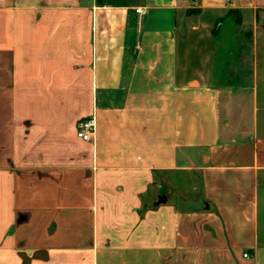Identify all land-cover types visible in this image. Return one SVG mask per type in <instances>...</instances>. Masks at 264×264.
I'll list each match as a JSON object with an SVG mask.
<instances>
[{"label":"crops","instance_id":"1","mask_svg":"<svg viewBox=\"0 0 264 264\" xmlns=\"http://www.w3.org/2000/svg\"><path fill=\"white\" fill-rule=\"evenodd\" d=\"M0 264H264V0H0Z\"/></svg>","mask_w":264,"mask_h":264},{"label":"rangeland","instance_id":"2","mask_svg":"<svg viewBox=\"0 0 264 264\" xmlns=\"http://www.w3.org/2000/svg\"><path fill=\"white\" fill-rule=\"evenodd\" d=\"M216 36L214 30L210 33L202 31L196 37L189 35L187 40L183 37L179 45L178 70L183 80L199 79L205 68L204 64L213 52V38ZM199 37V39H196ZM183 42V43H182ZM208 81V80H206Z\"/></svg>","mask_w":264,"mask_h":264},{"label":"built area","instance_id":"3","mask_svg":"<svg viewBox=\"0 0 264 264\" xmlns=\"http://www.w3.org/2000/svg\"><path fill=\"white\" fill-rule=\"evenodd\" d=\"M137 14H140V11H136ZM95 134V119L93 116L82 119L77 123L75 136L78 140L91 143ZM244 258L247 257L246 254L243 255Z\"/></svg>","mask_w":264,"mask_h":264},{"label":"water","instance_id":"4","mask_svg":"<svg viewBox=\"0 0 264 264\" xmlns=\"http://www.w3.org/2000/svg\"><path fill=\"white\" fill-rule=\"evenodd\" d=\"M164 201V198H160L159 203H162Z\"/></svg>","mask_w":264,"mask_h":264}]
</instances>
